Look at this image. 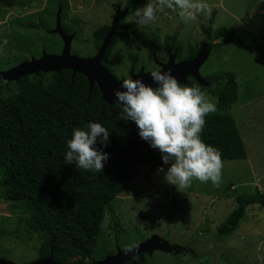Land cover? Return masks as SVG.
Returning <instances> with one entry per match:
<instances>
[{"label": "rangeland", "instance_id": "374dc122", "mask_svg": "<svg viewBox=\"0 0 264 264\" xmlns=\"http://www.w3.org/2000/svg\"><path fill=\"white\" fill-rule=\"evenodd\" d=\"M128 1L15 0L11 7L0 6V71L38 58L43 52L61 51L60 36L51 33L59 6L62 29L77 34L71 41L70 53L91 56L93 31L110 24L114 5ZM201 2L206 9L188 24L179 19L175 8H166L149 25H140L135 13L147 0H139L126 17L136 23V31L126 42L114 45L105 64L121 78L128 75L129 54L138 55L137 66L145 69L165 62L168 58L162 47L167 45L163 41L166 35H177L181 45L179 55L184 58L190 47L213 41L201 32V26L210 19L212 30L233 28L231 41L210 47L199 74L204 78L224 71L237 75L238 97L227 113L237 125L247 158L221 161L218 186L194 180L190 187L180 191L163 180V172L157 174L156 169L161 166L152 170L138 166L127 187L111 201L94 254L87 262L100 260L117 249L124 250L155 235L179 250H152L146 253L148 264H264V205H249L232 234L219 236L215 231L236 206L237 195H248L255 190L264 194V0ZM153 36H158V48L150 44ZM154 48H157L155 53ZM203 92L216 106L213 86L209 85ZM218 112L216 107L212 113ZM162 167L166 171L169 165ZM22 217L10 212L9 206L0 200V232L5 228L11 231L0 236V258L17 264L38 259V239L35 235L28 238L22 232L18 222Z\"/></svg>", "mask_w": 264, "mask_h": 264}, {"label": "trees", "instance_id": "16d2710c", "mask_svg": "<svg viewBox=\"0 0 264 264\" xmlns=\"http://www.w3.org/2000/svg\"><path fill=\"white\" fill-rule=\"evenodd\" d=\"M138 1L126 3L130 13ZM14 2L0 0V6L11 7ZM212 21L201 26V32L210 40L219 39L211 46L231 41L234 29L212 30ZM121 24L125 29L114 32L102 59L104 66L114 45L126 42L136 31V23L131 20ZM108 29L109 25L103 24L93 31L95 50ZM163 41L167 44L165 50H172L177 58L182 57L176 34L166 35ZM150 44L157 47L158 36H153ZM198 48H189V58ZM127 61L132 63L134 70L138 69V55L129 54ZM236 78L234 72L224 71L206 77L207 85H200L192 78L183 83L197 85L202 92L209 85L214 88L219 112L205 117L201 138L218 149L221 161L247 158L237 125L227 113L238 97ZM119 113V105H110L101 99L95 83L89 92L86 77L76 73L71 78L70 70L25 75L7 85L0 82V200L9 206L10 212L23 216L18 219L22 232L28 238L37 237L38 258L52 253L59 263L87 262L94 254L104 216L111 210V201L127 187L134 170L141 165L151 170L167 165L162 163L159 150L148 142L149 148L137 145L115 160L128 138L127 123L119 119ZM89 121L99 122L109 131L106 145L97 142V147L108 153L101 173L76 169L75 165L65 164L63 159L71 130ZM235 202L236 206L215 230L219 236L230 235L237 229L249 205H264V194L255 190L248 195H237ZM5 230L0 236L11 233ZM120 264L148 262L145 253H138Z\"/></svg>", "mask_w": 264, "mask_h": 264}, {"label": "clouds", "instance_id": "9594fccd", "mask_svg": "<svg viewBox=\"0 0 264 264\" xmlns=\"http://www.w3.org/2000/svg\"><path fill=\"white\" fill-rule=\"evenodd\" d=\"M177 10L179 19L188 24L206 9L201 0H147L136 10L140 25H149L164 9ZM215 41V40H214ZM213 43V41L211 42ZM212 45V44H211ZM211 47V46H210ZM156 84L152 87L138 76L126 75L113 89L115 104L120 106L119 119L131 120L140 138L161 153L163 164L156 169L163 172V180L186 189L194 180L218 186L221 180V158L218 149L201 138L205 117L216 111L215 103L197 85L188 86L172 75L171 69L146 71ZM109 131L99 122L89 121L71 130L63 154L65 164L90 173H101L108 153L97 147L106 145ZM135 244L124 251H131Z\"/></svg>", "mask_w": 264, "mask_h": 264}, {"label": "water", "instance_id": "95a60500", "mask_svg": "<svg viewBox=\"0 0 264 264\" xmlns=\"http://www.w3.org/2000/svg\"><path fill=\"white\" fill-rule=\"evenodd\" d=\"M128 9H120L118 5L115 9V13L112 17L110 27L96 51V53L89 57H80L70 53L71 41L74 34H68L64 32L61 26V7L59 6L55 17V26L51 30V33H55L60 36L62 40V48L58 54H43L38 58H30L29 60L22 61L18 65L9 68L4 71H0V81H4L7 85L10 81H17L20 77L30 74H36L38 72H59L60 70H70L71 78L76 73H80L86 77L89 85V92L92 90L94 83L98 87L101 93V99L112 105L115 104V97L113 89L120 87V82L117 76H115L106 66L102 64L105 51L109 42L112 39L114 32L118 28H122L119 25V20L128 14ZM211 42L203 43L196 54L187 60L175 61V53L169 54L166 62H157V64L163 69H171L172 75H174L178 81L185 83L186 78L191 76L200 85H207V81L199 74L200 66L205 62L209 55ZM130 76L135 79L137 76L142 81L152 87L156 84L151 80L150 75L141 67L137 73L130 72ZM117 105V104H116ZM128 138L123 150L115 157L118 160L120 157L125 156L132 151L137 145H143L149 148V145L145 140L139 137L138 129L135 123L131 120H127ZM179 248L170 245L167 241H163L158 236H151L148 239L135 245L131 251H124L117 249L115 253L106 256L100 260H93L90 262H84L80 264H120L130 260L135 254L147 253L150 254L152 250L160 251H172ZM177 250V251H178ZM176 251V252H177ZM0 264H17L7 259L0 258ZM23 264H71V263H59L56 262L52 253L45 258H38L35 261L23 263Z\"/></svg>", "mask_w": 264, "mask_h": 264}, {"label": "flooded vegetation", "instance_id": "af4514ba", "mask_svg": "<svg viewBox=\"0 0 264 264\" xmlns=\"http://www.w3.org/2000/svg\"><path fill=\"white\" fill-rule=\"evenodd\" d=\"M120 9H128L129 11H128V14H130V8H128V6H127V4H122L121 2H120ZM122 5V6H121ZM116 6L117 5H114V8H113V12H112V14L110 15V24H111V22H112V17H113V15H114V12H115V9H116ZM127 14V15H128ZM127 15L125 16V17H123V18H121L120 20H119V25L122 27V28H118V29H120V30H124L125 28L123 27V25L121 24V22L122 21H128V20H126V17H127ZM110 24H108L109 25V27H110ZM75 35V34H74ZM73 40V39H72ZM206 42H208V41H206ZM101 43V42H100ZM167 45H165V46H163L162 48L164 49L165 47H166ZM99 47V46H98ZM159 46H157V48H158ZM157 48H154V50H153V52L155 53V49H157ZM199 48H200V46H199ZM198 48V49H199ZM93 49H94V42H93ZM98 49V48H97ZM97 49L95 50L94 49V52H93V54L92 55H94L95 53H96V51H97ZM198 51V50H197ZM165 52H166V55H167V58H168V56H169V54L172 52V50H165ZM174 53V52H173ZM91 55V56H92ZM192 58V57H191ZM191 58H189V56H188V53L184 56V58H177L176 57V54H175V61L177 62V61H180V60H187V59H191ZM166 61H167V59H166ZM165 61V62H166ZM129 69H128V75H130V72L132 71L133 73H137L138 71H139V69L142 67L143 68V70L144 71H148L149 69H145L143 66H137L138 67V69L137 70H134V67L132 66V63L130 62L129 63ZM155 68H160V66L156 63V66L154 67V68H151V69H155ZM112 72V71H111ZM113 73V72H112ZM115 75V74H114ZM116 76V75H115ZM126 76H122L121 78H125ZM118 79H120V77H117ZM188 78H192L191 76H188L187 78H186V80L188 79ZM193 79V78H192ZM0 82H3V83H5L4 81H0ZM11 82V81H10ZM9 82V83H10ZM8 83V84H9Z\"/></svg>", "mask_w": 264, "mask_h": 264}]
</instances>
